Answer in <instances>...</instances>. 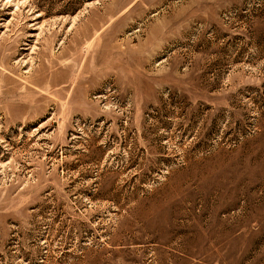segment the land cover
Listing matches in <instances>:
<instances>
[{
	"label": "rangeland",
	"instance_id": "obj_1",
	"mask_svg": "<svg viewBox=\"0 0 264 264\" xmlns=\"http://www.w3.org/2000/svg\"><path fill=\"white\" fill-rule=\"evenodd\" d=\"M0 264H264V0H0Z\"/></svg>",
	"mask_w": 264,
	"mask_h": 264
}]
</instances>
